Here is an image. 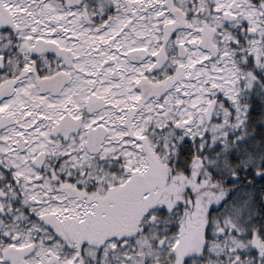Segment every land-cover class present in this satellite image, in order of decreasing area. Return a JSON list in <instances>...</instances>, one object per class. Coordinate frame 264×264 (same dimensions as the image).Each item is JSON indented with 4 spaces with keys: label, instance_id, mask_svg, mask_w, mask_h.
Returning <instances> with one entry per match:
<instances>
[{
    "label": "snow or ice",
    "instance_id": "obj_1",
    "mask_svg": "<svg viewBox=\"0 0 264 264\" xmlns=\"http://www.w3.org/2000/svg\"><path fill=\"white\" fill-rule=\"evenodd\" d=\"M0 264H264V0H0Z\"/></svg>",
    "mask_w": 264,
    "mask_h": 264
}]
</instances>
